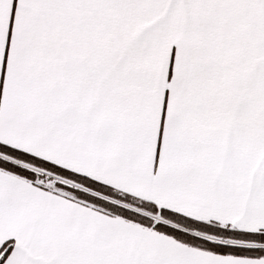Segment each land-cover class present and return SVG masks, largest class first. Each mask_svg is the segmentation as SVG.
<instances>
[{"label":"snow or ice","instance_id":"6c2138e0","mask_svg":"<svg viewBox=\"0 0 264 264\" xmlns=\"http://www.w3.org/2000/svg\"><path fill=\"white\" fill-rule=\"evenodd\" d=\"M0 264H264V0H0Z\"/></svg>","mask_w":264,"mask_h":264}]
</instances>
